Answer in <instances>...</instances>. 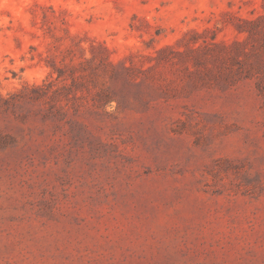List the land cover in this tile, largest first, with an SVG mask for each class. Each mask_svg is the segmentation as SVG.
Masks as SVG:
<instances>
[{
	"label": "rangeland",
	"instance_id": "1",
	"mask_svg": "<svg viewBox=\"0 0 264 264\" xmlns=\"http://www.w3.org/2000/svg\"><path fill=\"white\" fill-rule=\"evenodd\" d=\"M0 264H264V0H0Z\"/></svg>",
	"mask_w": 264,
	"mask_h": 264
}]
</instances>
